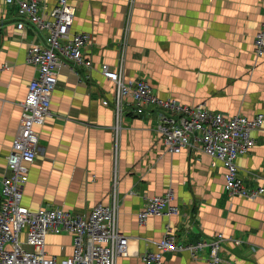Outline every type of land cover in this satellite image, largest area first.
<instances>
[{"label":"crops","instance_id":"crops-1","mask_svg":"<svg viewBox=\"0 0 264 264\" xmlns=\"http://www.w3.org/2000/svg\"><path fill=\"white\" fill-rule=\"evenodd\" d=\"M57 2L42 1L46 19ZM70 2L77 9L71 32L91 37L85 55L92 67L60 69L53 117L37 128L40 153L30 165L23 205L32 211L49 207L87 216L96 205L116 201L121 232L136 253L118 264H144L142 255L155 250L167 227L185 244L211 241L222 233L228 239L224 264H264V193L254 200L229 196L220 161L201 149L169 153L155 131L158 114H136L130 98L116 156L115 84L102 74L103 65L117 70L124 55L126 78L147 79L163 99L205 104L226 117L264 115V57L255 52L264 0ZM17 10L0 0V177L9 174L6 157L21 122V103L38 76L27 54L41 36L31 26L17 29ZM253 137L255 147L237 161L239 175L247 188L264 189V129ZM168 191L179 214L140 224L138 215L149 200ZM46 249L53 257L70 256L73 237L51 234ZM207 254L194 259L186 252L171 253L165 264H204Z\"/></svg>","mask_w":264,"mask_h":264},{"label":"built area","instance_id":"built-area-1","mask_svg":"<svg viewBox=\"0 0 264 264\" xmlns=\"http://www.w3.org/2000/svg\"><path fill=\"white\" fill-rule=\"evenodd\" d=\"M42 1L5 0L7 5L18 6L17 29L23 31L31 26L41 37L39 43L30 46L27 54V63L37 69L38 76L29 84L27 96L21 103V122L12 151L6 157L9 174L0 177V264H118L120 258L136 253L130 251V238L121 232L116 201L96 205L87 216L49 207L32 211L23 205L30 165L40 153L37 128L53 117L51 103L60 69L66 65L73 69L92 67V61L85 55L91 42L90 35L71 32L77 13L71 0H58L49 19L40 11ZM255 52L257 57H264V22L255 37ZM102 74L115 84L112 107L116 156L123 131L125 102L130 98L136 114L146 111L158 114L155 131L169 153L201 149L224 165V188L229 196L254 200L263 195L264 189H249L244 185L237 162L255 147L253 132L264 129L263 114L253 118L243 115L226 117L208 110L205 104L189 106L175 99H163L147 79L126 78L124 55L117 70L112 71L108 65H103ZM103 104L110 105L109 101ZM173 199L171 191L152 197L139 213V223L143 225L152 217L178 215L180 210L172 204ZM51 234L73 237L70 256L58 258L48 254L47 239ZM226 240L220 233L211 241L178 243L167 227L164 237L154 243L155 250L143 254L141 259L144 264H165L167 254L186 252L195 259L207 251L204 264H224L222 251ZM229 240L236 246L242 244L237 239Z\"/></svg>","mask_w":264,"mask_h":264}]
</instances>
